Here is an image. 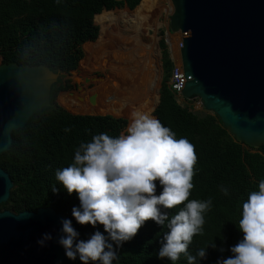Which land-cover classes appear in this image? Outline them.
<instances>
[{
	"label": "trees",
	"instance_id": "16d2710c",
	"mask_svg": "<svg viewBox=\"0 0 264 264\" xmlns=\"http://www.w3.org/2000/svg\"><path fill=\"white\" fill-rule=\"evenodd\" d=\"M141 2L0 0V64L44 63L54 71L76 69L84 56L83 44L97 30L95 15L115 8L134 9ZM159 45L164 75L160 101L158 103V92V105L150 114L175 131L177 137H187L194 146L197 162L189 199L212 197L213 206L205 214L203 234L194 235L189 252L195 254L198 248L215 242L225 251L221 253L218 248L209 246L208 258L202 261V264H215L217 257L232 255L229 246L243 237L238 227L242 203L250 191L258 190L259 180L264 179V143L258 148L241 143L216 114L206 109L199 113L192 110L189 103L179 102L168 83L174 61L164 39ZM70 87L57 80L51 90L53 105L38 111L23 128L13 131V144L0 155V166L10 173L14 187L0 210L9 208L18 213L50 206L71 218L80 238L87 239L96 228L104 231L103 225L97 224L94 228L90 223L80 224L72 217V207L79 205V198L75 192L69 194L59 185V192L51 190L59 183L55 179V170L67 166L72 161L74 149L81 141L90 140L93 134L108 132L117 136L123 133L127 119L113 114L126 115L129 121L132 114L108 107L97 95H94L97 106L91 107L85 93L82 99L72 94L64 95V101L70 102L68 107L76 112L102 114L73 113L57 102L58 93ZM149 106L155 105L146 102L141 107ZM66 128L70 131H65ZM221 185L229 189L228 195L220 190ZM160 190L158 185L157 193ZM179 207L182 205L170 209L169 215H174ZM166 230L152 219L147 220L137 234L118 249V258L113 264H188L183 255L175 262L158 257L160 240ZM74 264L83 262L77 259Z\"/></svg>",
	"mask_w": 264,
	"mask_h": 264
},
{
	"label": "clouds",
	"instance_id": "9594fccd",
	"mask_svg": "<svg viewBox=\"0 0 264 264\" xmlns=\"http://www.w3.org/2000/svg\"><path fill=\"white\" fill-rule=\"evenodd\" d=\"M196 162L187 137H177L145 111H134L126 131L117 136L99 132L81 141L72 161L55 170L59 183L51 190L59 192V185L69 194L75 192L80 203L72 207V217L94 228L102 224L104 231L96 228L82 239L72 219L62 218L56 242L64 255L83 264H113L118 249L149 219L167 228L157 251L159 258L175 262L183 255L188 264H202L209 246L223 253L225 248L215 242L198 248L195 254L189 252L194 235L203 234L205 214L213 206L212 197L189 199ZM220 190L229 194L223 185ZM178 205L182 207L169 215ZM238 227L243 237L229 246L232 255L217 257L215 264H264V179L243 201ZM51 240L53 234L43 232L36 243L45 247Z\"/></svg>",
	"mask_w": 264,
	"mask_h": 264
},
{
	"label": "water",
	"instance_id": "95a60500",
	"mask_svg": "<svg viewBox=\"0 0 264 264\" xmlns=\"http://www.w3.org/2000/svg\"><path fill=\"white\" fill-rule=\"evenodd\" d=\"M170 1L182 96L199 98L239 142L260 147L264 143V0ZM57 80L56 71L44 63L0 65V155L11 148L14 130L53 105L51 90ZM13 187L10 173L0 166V206L9 200ZM62 218L68 217L50 206L18 213L1 209L0 264H74L56 242ZM43 232L53 234L45 247L36 243Z\"/></svg>",
	"mask_w": 264,
	"mask_h": 264
},
{
	"label": "rangeland",
	"instance_id": "374dc122",
	"mask_svg": "<svg viewBox=\"0 0 264 264\" xmlns=\"http://www.w3.org/2000/svg\"><path fill=\"white\" fill-rule=\"evenodd\" d=\"M134 9L124 7L112 11L124 13ZM150 13L147 19L136 25L119 19L109 24L103 35L101 26L94 17L97 30L83 44L84 56L78 67L70 71H56L58 80L71 86L58 93L57 102L73 113H88L76 112L68 107L70 102L64 101V95L72 94L82 99L85 93L91 107L97 106L94 103V95H97L108 107L128 115L134 111L150 113L154 110V106H141L146 102L156 106L158 92L160 95L164 75L162 50L159 45L161 39L165 40L171 57L175 59L173 32L170 31V17L173 13L171 1L159 0L152 14ZM188 105L199 113L205 109L199 98ZM113 115L126 118L127 125L130 123L126 115ZM125 131L126 129L123 132Z\"/></svg>",
	"mask_w": 264,
	"mask_h": 264
},
{
	"label": "bare ground",
	"instance_id": "6f19581e",
	"mask_svg": "<svg viewBox=\"0 0 264 264\" xmlns=\"http://www.w3.org/2000/svg\"><path fill=\"white\" fill-rule=\"evenodd\" d=\"M158 2L159 0H142V3H140L133 11L127 10L124 13H120L112 10H104L103 12L96 14L95 20L98 25L101 26V35L105 34V30L108 28L109 24L115 23L119 19H122L124 23H130L133 25L138 24L141 20L147 19L148 14L150 12V14H152V11L155 9ZM4 63L6 64L8 62ZM155 107L156 106H154V109Z\"/></svg>",
	"mask_w": 264,
	"mask_h": 264
},
{
	"label": "built area",
	"instance_id": "2783aa9c",
	"mask_svg": "<svg viewBox=\"0 0 264 264\" xmlns=\"http://www.w3.org/2000/svg\"><path fill=\"white\" fill-rule=\"evenodd\" d=\"M172 60L174 61V68L172 70V74H171V78H170V85H171L173 91L176 93L179 102H181V103L183 102L184 104H186V103L191 104V102H193L196 98L185 99L182 96V92H181V89H180V85H179L178 78H177V73H176L175 59L172 58Z\"/></svg>",
	"mask_w": 264,
	"mask_h": 264
}]
</instances>
